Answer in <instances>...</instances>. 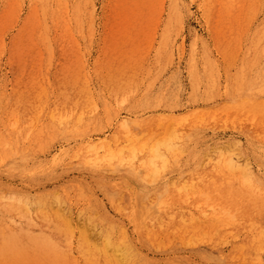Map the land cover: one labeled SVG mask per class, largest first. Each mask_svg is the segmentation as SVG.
I'll list each match as a JSON object with an SVG mask.
<instances>
[{
	"label": "rangeland",
	"instance_id": "1",
	"mask_svg": "<svg viewBox=\"0 0 264 264\" xmlns=\"http://www.w3.org/2000/svg\"><path fill=\"white\" fill-rule=\"evenodd\" d=\"M0 264H264V0H0Z\"/></svg>",
	"mask_w": 264,
	"mask_h": 264
},
{
	"label": "bare ground",
	"instance_id": "2",
	"mask_svg": "<svg viewBox=\"0 0 264 264\" xmlns=\"http://www.w3.org/2000/svg\"><path fill=\"white\" fill-rule=\"evenodd\" d=\"M121 128L123 130H125V132H126V142H127V144L131 145L134 141H133L132 137L130 136V132L131 131L128 128V123L127 122L122 123ZM159 143H160V141L157 142V146H153L152 147V149L149 151L148 155H146V157L142 160V163H141L142 169L149 170L150 172H152L154 170L157 171V162H158V160L160 158H165V155L162 153L161 148L158 146ZM110 148H111V145L107 141L106 142H102V143H97V144L92 142V143H88V145L86 147V150L90 151V152L91 151L92 152H97V153L100 152V151H105L106 152L105 159H104L105 161L111 162L113 160H118V161L122 162L124 160V158H123V150H120L117 153H115V152L109 151ZM144 149H145V144H142L139 149H137L136 146L131 145L130 149H129L130 153L132 154L131 158L133 160L136 159V153L137 152L138 153L141 152V154H144L143 153ZM124 152H125V150H124ZM114 250L119 253V255H118V259L119 260H125L126 257L128 256L125 250L120 249V246H116L114 248Z\"/></svg>",
	"mask_w": 264,
	"mask_h": 264
}]
</instances>
